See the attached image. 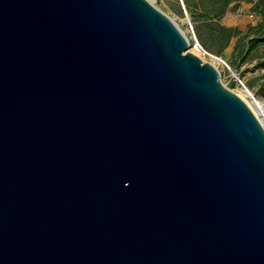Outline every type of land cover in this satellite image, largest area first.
I'll return each mask as SVG.
<instances>
[{
    "label": "water",
    "instance_id": "95a60500",
    "mask_svg": "<svg viewBox=\"0 0 264 264\" xmlns=\"http://www.w3.org/2000/svg\"><path fill=\"white\" fill-rule=\"evenodd\" d=\"M153 0H0V264H264V121Z\"/></svg>",
    "mask_w": 264,
    "mask_h": 264
},
{
    "label": "rangeland",
    "instance_id": "374dc122",
    "mask_svg": "<svg viewBox=\"0 0 264 264\" xmlns=\"http://www.w3.org/2000/svg\"><path fill=\"white\" fill-rule=\"evenodd\" d=\"M153 2L158 4V6L169 14L173 20L177 21L188 38H191V35L194 34L204 46L196 32V21L191 18L190 13L182 0H153ZM261 5H263L262 0H230L219 19L221 22L223 21L228 25L235 26L241 34L246 36L252 35L253 27L260 19L258 8ZM250 13L251 15H249ZM234 40L235 37H232L229 43L223 47L221 54H217L212 49L204 46L211 51V53L220 57L222 61H225V64L221 63L220 60L208 56L204 57L200 51L192 46V50L190 51L202 56L204 58L203 60H209L211 63H214L219 70L220 80L227 84L234 92L245 95V98L250 101L264 117V92L262 91V88H264V84L262 83L264 77L262 76L261 68L255 67L256 61L264 58V43L259 44L256 47L254 54L249 58L236 63L237 67H235L230 63V60L232 59L230 49ZM237 78L244 85L240 84ZM231 81L234 82L233 85L230 84ZM260 103H263V107H261Z\"/></svg>",
    "mask_w": 264,
    "mask_h": 264
},
{
    "label": "trees",
    "instance_id": "16d2710c",
    "mask_svg": "<svg viewBox=\"0 0 264 264\" xmlns=\"http://www.w3.org/2000/svg\"><path fill=\"white\" fill-rule=\"evenodd\" d=\"M230 0H182L188 9L191 18L196 21V32L204 46L212 49L217 54L235 37L231 45L230 63L237 67L238 62L249 58L256 47L264 43V0L263 5L258 8L259 20L253 27L252 35H244L235 26L228 25L219 19L225 11ZM255 67L262 70L264 77V58L256 61ZM264 84V81L262 82ZM230 84H234L233 81ZM264 92V88H262ZM264 95V93H263Z\"/></svg>",
    "mask_w": 264,
    "mask_h": 264
},
{
    "label": "built area",
    "instance_id": "2783aa9c",
    "mask_svg": "<svg viewBox=\"0 0 264 264\" xmlns=\"http://www.w3.org/2000/svg\"><path fill=\"white\" fill-rule=\"evenodd\" d=\"M251 15V13L249 14ZM189 42H190V46L189 47H194L196 50L200 51V53L204 56V57H211V58H214L216 60H220L221 63L225 64V61H222V59H220V57H218L217 55L211 53V51H209L208 49H206L202 44L201 42L199 41V39L197 38L196 35H191V38H189ZM226 66L228 67V65L226 64ZM238 80V78H237ZM238 82L240 84H242L241 81L238 80ZM244 85V84H242Z\"/></svg>",
    "mask_w": 264,
    "mask_h": 264
},
{
    "label": "bare ground",
    "instance_id": "6f19581e",
    "mask_svg": "<svg viewBox=\"0 0 264 264\" xmlns=\"http://www.w3.org/2000/svg\"><path fill=\"white\" fill-rule=\"evenodd\" d=\"M188 50H192V48L190 47V49H188ZM193 53V52H192ZM199 56V55H198ZM200 58H201V60H203L204 58L202 57V56H199ZM214 64V63H213ZM215 65V64H214ZM216 66V65H215ZM237 93V92H236ZM237 95L239 96V97H242V99L243 100H246V101H248L246 98H245V95H243V94H239V93H237ZM249 102V105H250V107H251V109H252V111L256 114V115H259V117L264 121V117L260 114V111L259 110H257L254 106H253V104L250 102V101H248ZM260 105H261V107H263V103H260Z\"/></svg>",
    "mask_w": 264,
    "mask_h": 264
}]
</instances>
